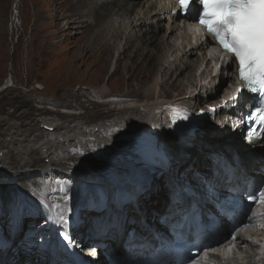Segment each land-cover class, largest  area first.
<instances>
[{"label":"bare ground","instance_id":"bare-ground-1","mask_svg":"<svg viewBox=\"0 0 264 264\" xmlns=\"http://www.w3.org/2000/svg\"><path fill=\"white\" fill-rule=\"evenodd\" d=\"M154 1L139 0L138 3L137 0H103V4H101V2L95 0L94 5L95 12L99 14V18L103 17L104 14L102 12H108L107 16L110 19L105 25L110 29L116 28L113 31L111 30L108 35L111 45L115 46L112 49L113 60L123 47L116 68L119 67V60L122 53L128 48V43L134 42L137 49L134 53L135 58L132 68L139 70L145 68L149 72L156 70L155 77L150 82L143 84L138 96L140 100L124 104L122 107L118 106L114 111L116 116L112 120L97 123L94 122L95 120H89L91 119V114L88 115L85 111L69 113L55 110L44 111L41 108H35L32 112L28 111L27 113L23 111L20 115L10 114L0 118V183L13 181L21 182L24 186L27 181L24 179H27L28 175L33 172L44 169L43 164L45 163L47 164V172L51 173L53 171L57 172V169L63 166L64 161L67 159H76L82 163L85 157H89L92 162L89 164L90 172H96L97 169L105 174L103 179L98 178V181L94 184L91 183L90 186L94 190L98 185H106L110 191V198L119 196L120 201H116L118 203L112 206L117 213L123 210L121 206L127 197H137L139 204L145 193L141 194L142 192H140L142 190V181L144 180L142 177L144 171L138 166V151L141 146L145 145L149 138L158 140L163 145L162 137L159 136V134L163 133L164 137L167 138L166 141L169 142V147H171L170 153H175L179 149L184 148L183 143H181L182 139H172L170 133L162 132L160 128L164 125L165 111L158 108L161 102L164 101L162 91L165 89V85L170 83L168 81L170 75H176L174 82H171V88L174 87L176 91L179 90L177 93V95L180 94L179 98H175V100L180 103L186 101L193 103L195 100L198 101L199 98V103L202 102L206 106V103L219 97L222 85H224L222 83L214 88L215 92L211 91L207 97L203 99L200 97L198 84L200 86H208V84H206V81L203 84L204 77L202 76L201 78L199 77V83L195 82L197 75L195 68L191 62L185 61L178 56V49L174 45L173 37L170 36L167 41L165 32L163 35L159 33L161 23L159 14L156 13L159 6L156 7ZM127 3L129 5L125 6ZM134 7L136 9L132 12ZM130 15L134 16L131 17L133 19L130 18ZM152 20H157L158 26H149L148 23H151ZM116 21L119 25L118 27L116 26ZM157 35H161L160 41ZM135 37L136 40H133ZM178 39H182V37ZM172 49L173 52L168 56V51ZM174 53H176L175 72L168 69L169 62L167 61L168 57H173ZM140 56L142 57L140 58ZM133 57L128 56V59L132 60ZM126 67L128 70L130 65ZM228 69L229 72H227ZM233 71L234 69L228 64L221 75L227 74L230 77ZM138 82L141 83L139 80ZM223 82L225 83V80ZM108 85L109 83H107ZM107 86L101 85L94 89L99 98L107 97L111 91ZM227 88L225 87L223 90ZM185 90L189 93L186 94ZM196 94L198 97H195ZM111 112L105 111L106 114H111ZM152 112L153 114L150 118ZM96 113L103 114L104 111L96 110ZM223 116L225 117L226 114L223 113ZM222 122H226V119L223 118ZM222 129H225V127L220 126L219 130H217L216 121L214 122L208 118L205 128L191 138V140H194L191 148L196 149V144L201 140H205L209 133L217 132L218 135L223 134L224 131H221ZM238 133L239 131L236 134ZM231 144L238 147L237 143L231 141ZM242 145L244 144L242 143ZM68 149L69 151H67ZM169 156L176 159L175 156L177 155L169 154ZM247 156L249 157V155ZM200 160L201 158H195L191 163L184 165L183 170L185 168V173L188 174L192 170L191 164L194 166ZM180 165H177L178 169ZM246 168L247 171L251 170V166L247 165ZM78 176L77 173H74L67 177L71 179ZM8 180L10 181L8 182ZM68 183L69 180L66 181V184ZM113 183L115 185L112 187L111 184ZM146 187L147 185L144 184V188ZM160 188L164 189L163 184H161L157 192ZM125 192L126 194L123 195L122 193ZM199 192H202V189H199ZM23 194L28 199H32L27 189L26 192L23 191ZM155 196L158 197V193ZM90 198V194L77 193L72 195L71 201L73 204L84 208L86 220H96L99 216L92 211L93 203ZM158 200H161V202H157L159 205L150 216L162 210V201L164 199ZM33 201L39 208H42L40 203ZM0 203L3 204L2 202ZM8 216L9 213L6 212L5 208L0 209L2 222ZM137 223L138 221H135L134 224ZM126 224L134 225L128 222ZM109 243L113 253L118 258L121 259L128 254L121 243H114L113 240H109ZM78 248L83 250L85 246L78 245ZM136 248L138 252L134 254L138 255L140 253L141 255V251H139L141 249ZM97 252L99 253V249ZM86 253L91 256L90 252L86 251ZM29 254L30 250L27 248L25 250L17 249V261L14 264H23L24 258L33 261V264H46L47 260L45 263L42 261L47 256L39 260L36 257H29ZM99 258L101 259L102 257L100 256ZM123 262L124 260H121L119 264H123Z\"/></svg>","mask_w":264,"mask_h":264},{"label":"rangeland","instance_id":"rangeland-1","mask_svg":"<svg viewBox=\"0 0 264 264\" xmlns=\"http://www.w3.org/2000/svg\"><path fill=\"white\" fill-rule=\"evenodd\" d=\"M98 2L103 4V0ZM137 2L139 3V0ZM94 5L95 0H0V118L41 108L44 111L69 113L85 111L86 114H91L89 120H95L94 122L97 123L112 120L116 116L115 108L133 102H127L125 99H139L143 84L155 77L156 70L149 72L145 68L142 70L132 68L137 46L134 42H130L122 53L119 67L116 68L117 59L114 67L116 71H113L115 62L112 49L115 46L111 45L108 35L116 28L110 29L105 25L110 19L107 16L108 12H102L104 15L99 18ZM127 5L129 3L125 6ZM135 9L136 7L132 12ZM116 26H119L117 21ZM93 31L100 39H96L95 35L91 34ZM157 36L160 41L161 35ZM104 39H106L105 49H103ZM133 40H136V37ZM128 56L133 59L129 60ZM127 65H130L128 70ZM109 75L111 77L105 82V77ZM170 77L168 79L170 83L165 85L162 96L174 99L180 94L177 95L179 90L171 88V82L176 78L171 75ZM107 83L110 86H107ZM76 84L93 85V89L96 86L106 85L112 90L110 99L114 102L107 103V99L99 98L94 92L76 90L78 86L73 89ZM53 104L78 110H64ZM96 110L104 113H96ZM105 111L112 112L106 114ZM230 132L226 131L220 138H224ZM195 157L204 158L202 154H197ZM166 183V179L154 181V184L164 186V189L160 188L158 194L167 191ZM111 185L113 187L115 183ZM0 187L5 186L0 185ZM97 187L98 200L107 205L109 193L106 195V200H103L102 192L107 186ZM151 189L142 205L147 208L148 218L161 202V200H152L157 193L154 186ZM23 191L26 192V189ZM66 192L71 196L74 190L70 186ZM84 192L87 193L88 190ZM163 199L162 202L166 198ZM3 208L4 205L0 203V209ZM160 212L162 210L158 213Z\"/></svg>","mask_w":264,"mask_h":264},{"label":"snow or ice","instance_id":"snow-or-ice-1","mask_svg":"<svg viewBox=\"0 0 264 264\" xmlns=\"http://www.w3.org/2000/svg\"><path fill=\"white\" fill-rule=\"evenodd\" d=\"M177 3L180 5L178 12L185 14L195 5L199 23L215 43L230 54L232 59L228 63L235 65L234 70L244 82V88H238L237 93L242 95L247 90L255 94L251 96L253 104L246 119L261 126L256 138L264 140V0H177ZM209 110L215 111V108ZM253 135L250 131L247 136L249 144L253 142ZM82 163L92 162L85 157ZM248 199L264 201V187L250 194ZM57 217V223L63 224L66 220L63 214ZM232 238L236 239L235 235Z\"/></svg>","mask_w":264,"mask_h":264}]
</instances>
